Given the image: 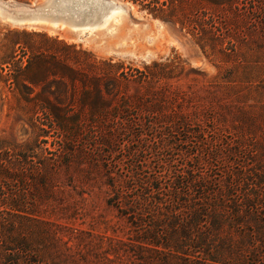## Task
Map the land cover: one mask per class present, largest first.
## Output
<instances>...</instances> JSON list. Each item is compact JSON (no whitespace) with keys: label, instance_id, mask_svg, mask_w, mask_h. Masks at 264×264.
<instances>
[{"label":"trees","instance_id":"1","mask_svg":"<svg viewBox=\"0 0 264 264\" xmlns=\"http://www.w3.org/2000/svg\"><path fill=\"white\" fill-rule=\"evenodd\" d=\"M121 1L177 26L222 63L253 42L264 55V0ZM17 45L22 60L1 64L0 112L33 139L0 136V264H47L43 247L52 234L41 205L59 169L85 165L106 176L107 203L149 245L195 262L186 252L197 249L204 264H264V162L261 171L258 163L242 165L225 184L204 174L198 124L175 106L177 115L164 83L179 77L180 66L131 68L59 40L51 53Z\"/></svg>","mask_w":264,"mask_h":264},{"label":"rangeland","instance_id":"2","mask_svg":"<svg viewBox=\"0 0 264 264\" xmlns=\"http://www.w3.org/2000/svg\"><path fill=\"white\" fill-rule=\"evenodd\" d=\"M45 1L0 0L30 7ZM116 1L130 5L131 9H108L105 22L98 21L86 29L47 23L18 27L0 18V74L1 70L5 71L2 62L22 60L18 43L32 48L45 46L46 52L51 53L54 40L131 68L144 69L154 62L180 66L179 77L164 83L169 95L174 97L169 105L175 110L177 106L189 122L198 124L196 141L201 146L198 154L204 174H218L225 184L226 178L232 179V172L240 170L242 165L251 169L258 163L255 168L261 171L264 162L261 44L244 45L243 56H226L227 62L222 63L224 56L203 55L177 26L154 19L131 3ZM114 10L117 14L112 13ZM176 113L179 115L177 110ZM171 120H175L174 116ZM0 136L33 139L28 128L23 129L12 116L6 117L5 109L0 112ZM48 142L53 139L49 138ZM51 148L52 145L48 150ZM210 151L217 154L215 159L209 155ZM258 176L261 178V173ZM52 180L51 194L41 205L40 214L50 224L52 234L43 247L47 264H204L205 257L197 249L186 252L199 257L195 262L183 252L170 253L153 247L148 239L136 235L132 223L107 203L113 193L106 185V176L97 168L85 165L69 171L59 169ZM253 182L263 183L259 179ZM150 219V216L144 218L146 222ZM175 229L174 239L179 245L183 236L178 225ZM166 257L174 263H164Z\"/></svg>","mask_w":264,"mask_h":264},{"label":"bare ground","instance_id":"3","mask_svg":"<svg viewBox=\"0 0 264 264\" xmlns=\"http://www.w3.org/2000/svg\"><path fill=\"white\" fill-rule=\"evenodd\" d=\"M92 1L94 2L92 3ZM95 1L101 2L102 0H46L40 6L36 7L35 13L43 16L45 20L50 21L54 26L61 24V26L66 25L86 29L91 25L97 24L98 21L105 22L107 20L106 17L104 18V15L108 10L95 9ZM116 11L114 10L112 13ZM9 12H13L15 15L26 14L27 12L29 14V11L25 9H10L7 3L0 2V18L4 19L3 16L7 13L9 14ZM115 18L117 16L114 17V21H116Z\"/></svg>","mask_w":264,"mask_h":264},{"label":"water","instance_id":"4","mask_svg":"<svg viewBox=\"0 0 264 264\" xmlns=\"http://www.w3.org/2000/svg\"><path fill=\"white\" fill-rule=\"evenodd\" d=\"M83 1H86V0H83ZM93 2L94 1H92V3ZM7 4L10 9L21 8V9H25L29 11V14L28 12L26 14H18V15H15V13L13 12H9V14L8 13L5 14L3 18L7 20V22H9L13 26H18V27L31 26L32 27L31 24H39V23H47L51 26H54V24H52L50 21L45 20L43 16H40L37 13H35L36 7L40 6L42 2L38 3L34 7H30L27 5H20L16 3H7ZM113 8H118L120 10H129L130 5L122 4L116 0H102L101 2L95 1V9H107L108 10V9H113ZM31 13H34V14H31ZM70 28L75 29L74 27H70Z\"/></svg>","mask_w":264,"mask_h":264}]
</instances>
